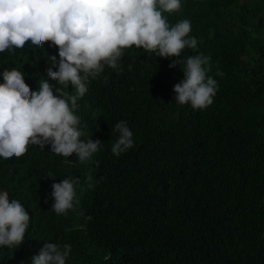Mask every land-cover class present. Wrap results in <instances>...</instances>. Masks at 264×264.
Segmentation results:
<instances>
[{"label": "trees", "instance_id": "1", "mask_svg": "<svg viewBox=\"0 0 264 264\" xmlns=\"http://www.w3.org/2000/svg\"><path fill=\"white\" fill-rule=\"evenodd\" d=\"M164 15L170 26L188 19L197 48L167 58L124 49L119 70L105 66L89 78L74 111L81 139L102 145L72 171L87 192L73 231L62 233L68 224L55 222L43 186L75 154L40 150L34 172L0 162V191L24 204L37 230L30 226L20 246L0 247V264H31L45 243L71 245L66 264H99L101 256L108 264H264V0H181ZM198 53L211 57L218 90L194 110L176 103L173 88L184 79L182 61ZM50 56L59 60L51 42L6 50L0 73L30 59L52 67ZM121 120L134 146L115 156Z\"/></svg>", "mask_w": 264, "mask_h": 264}, {"label": "clouds", "instance_id": "2", "mask_svg": "<svg viewBox=\"0 0 264 264\" xmlns=\"http://www.w3.org/2000/svg\"><path fill=\"white\" fill-rule=\"evenodd\" d=\"M180 9L181 0H0V53L34 45L43 48L45 42L58 48L59 60L49 57L55 71L30 59L22 68L0 73V162L31 165L34 172L40 150L78 157L58 166L55 176L49 173L43 186L53 199L55 222L68 224L63 234L74 230L73 219L87 194L83 178L72 171L87 166L102 145L100 140L81 139L83 120L74 114L79 102L82 108L89 78L97 79L105 66L119 70L123 50L132 46L165 58L179 57L186 47L196 49L197 39L189 37L191 22L184 19L170 26L164 15ZM29 41L33 45L26 44ZM210 61L203 53L182 61L184 79L173 88L176 103L190 104L194 110L213 103L218 82L208 75ZM177 63L173 60L169 67ZM114 130L119 137L111 152L119 156L134 146L133 132L124 120ZM86 184L94 187L91 175ZM30 221L24 204L0 191V247L20 246ZM32 231L36 235L33 226ZM71 250L69 244L45 243L31 264H66ZM97 260L108 264L107 256Z\"/></svg>", "mask_w": 264, "mask_h": 264}]
</instances>
